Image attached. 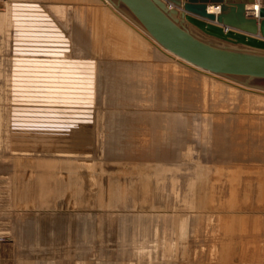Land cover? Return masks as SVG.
I'll use <instances>...</instances> for the list:
<instances>
[{"label":"rangeland","instance_id":"1","mask_svg":"<svg viewBox=\"0 0 264 264\" xmlns=\"http://www.w3.org/2000/svg\"><path fill=\"white\" fill-rule=\"evenodd\" d=\"M60 1L0 0V264H264V80Z\"/></svg>","mask_w":264,"mask_h":264},{"label":"water","instance_id":"2","mask_svg":"<svg viewBox=\"0 0 264 264\" xmlns=\"http://www.w3.org/2000/svg\"><path fill=\"white\" fill-rule=\"evenodd\" d=\"M106 1L162 50L193 68L245 87L264 80V0Z\"/></svg>","mask_w":264,"mask_h":264},{"label":"crops","instance_id":"3","mask_svg":"<svg viewBox=\"0 0 264 264\" xmlns=\"http://www.w3.org/2000/svg\"><path fill=\"white\" fill-rule=\"evenodd\" d=\"M84 0H82V1H80V0H61L60 2H56V5H58L57 3H61V4H59V5H61V6H64V5H70V6H82L83 4H85V2H83ZM90 1H92V0H90ZM71 2V3H70ZM87 4L89 3V2H86ZM46 4H48V3H46ZM50 4V3H49ZM36 5H39V4H36ZM91 13V12H90ZM89 13V17H90V20L92 21V23L94 22V19L93 18H91V14ZM181 23H183V25L185 26V27H187L189 30H191V31H196L200 36H202L201 35V33L198 31V30H196L195 28H193L192 26H190L189 24L187 25V23L186 22H184L183 20L182 21H180ZM93 24H95V22L93 23ZM58 185V184H57ZM44 188H46V189H44ZM30 190V189H29ZM28 189L27 190H25V192H28V193H30V191H29ZM44 190H47V185L45 184L44 185V187L43 188H41V191H42V193L44 194L45 193V191ZM234 202V201H233ZM30 219V221H31V218H29ZM29 219H28V221H29ZM29 233V232H28ZM25 235L28 237L29 235L27 234V233H25ZM29 264H39V263H33V262H31V263H29ZM45 264H48L47 262H45ZM50 264V263H49Z\"/></svg>","mask_w":264,"mask_h":264},{"label":"bare ground","instance_id":"4","mask_svg":"<svg viewBox=\"0 0 264 264\" xmlns=\"http://www.w3.org/2000/svg\"><path fill=\"white\" fill-rule=\"evenodd\" d=\"M104 2H105V6L107 7L106 9L107 10H109V8L108 7H111V4L109 3V2H107L106 0H103ZM102 4V3H101ZM249 8H253V6H251V7H249ZM110 11H112V10H110ZM109 11V12H110ZM113 13V12H112ZM122 14V13H121ZM108 15V14H107ZM108 17V16H107ZM106 18V17H105ZM119 22V21H118ZM131 22V21H130ZM104 23V22H103ZM126 25V24H125ZM187 25H188V23H187ZM136 33V32H135ZM137 34V33H136ZM138 35V34H137ZM136 35V36H137ZM140 36V35H139ZM141 39V38H140ZM157 45V44H156ZM158 46V45H157ZM241 47H244V46H241ZM154 48V47H153ZM244 48H247V47H244ZM249 49V48H248ZM250 50H252V49H250ZM162 52V51H161ZM175 58V57H174ZM179 60V59H178ZM175 62V61H174ZM182 62V61H181ZM184 63V62H183ZM185 64H187V63H185ZM188 65V64H187ZM190 66V65H189ZM191 67V66H190ZM193 68V67H192ZM194 70H196V71H200V70H198V69H195L194 68ZM202 72V71H201ZM203 73H205V72H203ZM208 74V73H207ZM245 165V164H244ZM259 171H261V170H259ZM46 177V176H45ZM170 177V176H169ZM29 180V181H28ZM27 181H23V185L25 186V188H26V190L28 189H30V188H32L33 187V185H31V182L33 183V181H31L30 179H28ZM46 183V179L45 178H42V179H40V181H39V184H42L41 186H43L44 184ZM47 184V183H46ZM41 188H43V187H40V191H41ZM39 220V219H38ZM27 261V260H26ZM30 262H24V263H22L21 262V264H29ZM40 264V263H39Z\"/></svg>","mask_w":264,"mask_h":264},{"label":"built area","instance_id":"5","mask_svg":"<svg viewBox=\"0 0 264 264\" xmlns=\"http://www.w3.org/2000/svg\"><path fill=\"white\" fill-rule=\"evenodd\" d=\"M257 1H259V0H257ZM257 8H258V7H257ZM257 8L255 9V8L253 7V9H250V10H257ZM247 14L250 15V16H253V17L257 18V13H256L255 11H250V12H248ZM194 33H196V31H195ZM196 34H198V33H196ZM198 35H199V34H198ZM199 36H200V35H199Z\"/></svg>","mask_w":264,"mask_h":264}]
</instances>
